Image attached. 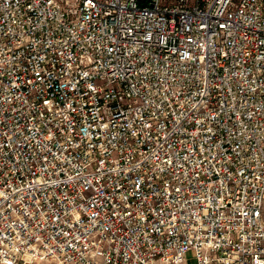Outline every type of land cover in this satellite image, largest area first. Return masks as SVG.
<instances>
[{
    "label": "built area",
    "instance_id": "obj_1",
    "mask_svg": "<svg viewBox=\"0 0 264 264\" xmlns=\"http://www.w3.org/2000/svg\"><path fill=\"white\" fill-rule=\"evenodd\" d=\"M0 264H264V0H0Z\"/></svg>",
    "mask_w": 264,
    "mask_h": 264
}]
</instances>
